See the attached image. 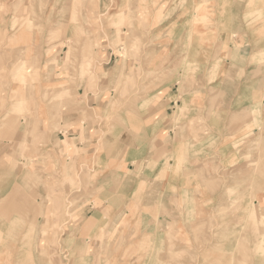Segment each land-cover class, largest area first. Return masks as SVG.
Masks as SVG:
<instances>
[{"label":"crops","instance_id":"obj_1","mask_svg":"<svg viewBox=\"0 0 264 264\" xmlns=\"http://www.w3.org/2000/svg\"><path fill=\"white\" fill-rule=\"evenodd\" d=\"M22 1L45 32L111 13L123 44L102 47L95 87L73 70L53 126L0 140V264H126L128 249L131 264H162L172 241L250 202L253 176L234 167L264 138V0ZM71 47L86 65L91 46ZM61 192L75 203L64 221L44 214Z\"/></svg>","mask_w":264,"mask_h":264},{"label":"rangeland","instance_id":"obj_2","mask_svg":"<svg viewBox=\"0 0 264 264\" xmlns=\"http://www.w3.org/2000/svg\"><path fill=\"white\" fill-rule=\"evenodd\" d=\"M10 6V0H0V140L23 137L26 125L31 128L28 130L30 135L34 136L42 123L45 128L53 126L50 123L60 114L57 109L53 113L52 106H62L72 98L65 88L70 87L67 78L73 76V70L79 71L81 78L88 77L93 83L92 88L95 87L101 64L105 59L102 47L104 44H110L109 37H112L110 42L113 46L123 44L121 32L117 31L116 35L107 34L105 31L106 27L113 26L119 30L122 24L116 22V17L111 13L102 14L92 10V16L86 20L91 30L84 31L82 27L75 34H68L66 27L62 30L66 25H62L56 32H52V28L45 32V28L52 25L51 22L44 27L37 25V20L40 23L41 19L31 16V13L36 12L34 1H30L26 6L22 0H15L13 6ZM11 10L13 15L9 17ZM26 13L28 16L23 15ZM71 19L77 25L85 24L83 17L75 16ZM158 41L164 43L162 39ZM71 44L91 46V49L81 50V55L87 59L86 65L72 64L71 57L79 55ZM58 90L62 92L60 95H57ZM37 106L45 112H37ZM252 151L251 155L245 156V161L234 167L237 171L246 168L245 171L253 176L250 182V202L245 204L237 200L230 209L221 211L217 217L220 222L211 224L208 231L204 233L205 230L196 228L195 239L172 241L170 255L164 256L165 262L162 264H264L263 137L254 139ZM43 183L45 186H51L50 178L45 179ZM62 184L61 182V186ZM48 195V202L51 204L44 214L49 216L53 213V216L61 217L64 221L71 213L70 204L75 203L73 200L70 203L68 194L61 192L59 198L57 194L53 197L54 205L59 207L52 211L51 193ZM51 227L55 228L56 232L58 229L62 232L65 226L59 224ZM175 246L181 248L176 247V250ZM127 251L131 252L130 249ZM129 252V255L123 258L126 264L132 262ZM52 260L54 264V260H57L58 264H67V260L62 256H50L49 261ZM97 261L99 263L101 259L98 258ZM114 263L115 258L111 257L102 261V264Z\"/></svg>","mask_w":264,"mask_h":264},{"label":"bare ground","instance_id":"obj_3","mask_svg":"<svg viewBox=\"0 0 264 264\" xmlns=\"http://www.w3.org/2000/svg\"><path fill=\"white\" fill-rule=\"evenodd\" d=\"M261 248H263V247H261Z\"/></svg>","mask_w":264,"mask_h":264}]
</instances>
